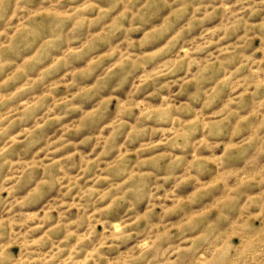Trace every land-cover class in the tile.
Returning a JSON list of instances; mask_svg holds the SVG:
<instances>
[{"label":"rangeland","instance_id":"obj_1","mask_svg":"<svg viewBox=\"0 0 264 264\" xmlns=\"http://www.w3.org/2000/svg\"><path fill=\"white\" fill-rule=\"evenodd\" d=\"M0 264H264V0H0Z\"/></svg>","mask_w":264,"mask_h":264}]
</instances>
